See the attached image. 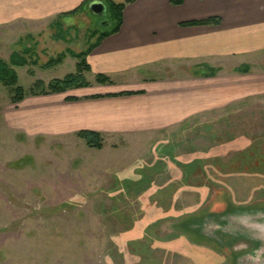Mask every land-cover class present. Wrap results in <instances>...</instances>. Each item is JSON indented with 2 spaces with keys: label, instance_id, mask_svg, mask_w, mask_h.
<instances>
[{
  "label": "rangeland",
  "instance_id": "1",
  "mask_svg": "<svg viewBox=\"0 0 264 264\" xmlns=\"http://www.w3.org/2000/svg\"><path fill=\"white\" fill-rule=\"evenodd\" d=\"M109 13L85 7L30 36L0 29L25 94L14 104L0 83V264H264V51L256 90L171 130L100 147L44 131L47 107L71 92L34 95V81L75 72L68 53L90 47Z\"/></svg>",
  "mask_w": 264,
  "mask_h": 264
},
{
  "label": "crops",
  "instance_id": "2",
  "mask_svg": "<svg viewBox=\"0 0 264 264\" xmlns=\"http://www.w3.org/2000/svg\"><path fill=\"white\" fill-rule=\"evenodd\" d=\"M87 1L0 0V29L36 35L63 15L83 11ZM100 1L106 12L108 1L125 0ZM210 16L220 22L179 25ZM263 51L264 0H133L122 10L119 29L84 57L88 85L67 89L71 93L47 107L44 131H93L108 144L171 130L256 90L248 77ZM81 52L68 53L75 70ZM244 64L248 71H239ZM98 75L107 81H97Z\"/></svg>",
  "mask_w": 264,
  "mask_h": 264
},
{
  "label": "trees",
  "instance_id": "3",
  "mask_svg": "<svg viewBox=\"0 0 264 264\" xmlns=\"http://www.w3.org/2000/svg\"><path fill=\"white\" fill-rule=\"evenodd\" d=\"M90 1V0H88ZM87 1V2H88ZM133 0H125L122 3H113L108 1L107 11L109 13L108 20V28L99 33L97 40L86 50L77 54V57L80 58V61L76 64V70L74 73H69L60 79H52L46 85L41 80H36L33 84V88L30 91L32 94H57L64 92L67 89L76 88V87H85L88 85L86 80L84 79L82 72L87 69L85 65L84 57L86 54L96 46L99 41L108 35L109 33H114L119 29V25L121 22L122 10L125 4L132 2ZM172 5H179L182 3V0H169ZM220 22V18L218 16H210L200 20H189L180 22V26H195V25H217ZM59 62V58L50 60L48 64L45 66H52ZM14 64L22 65V62L19 63L14 62ZM239 71L244 72L245 69H239ZM31 74V71L29 72ZM96 80L99 82H106L107 78L105 76L98 75ZM0 83L5 86L12 87V96L11 101L15 104L20 102L25 94L22 87L17 86V75L16 72L8 66L7 63L0 59ZM74 97H66V99H73ZM78 137L84 139L89 146L92 147H100V136L98 133L93 131L81 130L76 134ZM184 230V229H183Z\"/></svg>",
  "mask_w": 264,
  "mask_h": 264
},
{
  "label": "water",
  "instance_id": "4",
  "mask_svg": "<svg viewBox=\"0 0 264 264\" xmlns=\"http://www.w3.org/2000/svg\"><path fill=\"white\" fill-rule=\"evenodd\" d=\"M87 8L94 14H103L106 10V7L105 5L100 1V0H90L88 3H87ZM105 24H108V21L105 22ZM238 211V210H237ZM239 211H244V210H239ZM262 212H264V209L262 210ZM206 217V215H205ZM205 217H201L202 219H205ZM210 217V216H209ZM212 217V216H211ZM201 219V220H202ZM197 221H200V218H197ZM187 225V224H186ZM258 226V225H257ZM190 227V225H189ZM194 227V226H193ZM199 227V226H198ZM196 227V229H198L199 232H197L198 235H201V237H205V239H215L218 243L222 244V242L225 241V238L227 237L223 231H220V230H216L215 231V234L213 236L211 235H206L204 232H202L200 230V228ZM217 229V228H216ZM185 230V229H184ZM219 231L221 234H219ZM263 232V231H262ZM217 233V234H216ZM210 234V233H209ZM221 236V237H219ZM226 236V237H225ZM229 237V236H228ZM238 237V236H236ZM234 237V238H236ZM232 238V237H231Z\"/></svg>",
  "mask_w": 264,
  "mask_h": 264
},
{
  "label": "bare ground",
  "instance_id": "5",
  "mask_svg": "<svg viewBox=\"0 0 264 264\" xmlns=\"http://www.w3.org/2000/svg\"><path fill=\"white\" fill-rule=\"evenodd\" d=\"M243 247H244V246H243ZM239 248H240V247H239ZM239 248H238V249H239ZM234 260H235V258H234ZM232 264H233V263H232ZM234 264H237V263H236V262H234Z\"/></svg>",
  "mask_w": 264,
  "mask_h": 264
}]
</instances>
